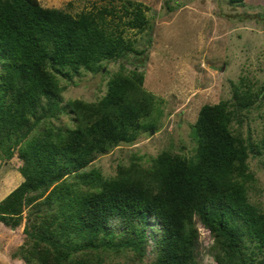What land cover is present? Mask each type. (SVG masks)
I'll use <instances>...</instances> for the list:
<instances>
[{"label":"trees","instance_id":"trees-1","mask_svg":"<svg viewBox=\"0 0 264 264\" xmlns=\"http://www.w3.org/2000/svg\"><path fill=\"white\" fill-rule=\"evenodd\" d=\"M111 6L73 15L39 0H0V158L16 151L25 177L0 200V221L18 223L23 197L29 203L48 191L43 222L36 227L32 212L25 218L26 264H111L105 258L114 250L140 256L141 221L156 251L149 264H201L195 216L214 236L216 264H264V211L249 200L246 163L249 152L264 151V134L253 140L232 123L258 96L250 85L234 83L231 99L200 107L195 159L163 151L110 178L84 169L97 152L134 139L153 108L135 69L113 74L98 101H61L57 73L99 70L102 60L133 50L108 26L106 15H117ZM123 13L130 26L147 23L139 1L126 0ZM60 112L74 125L38 127Z\"/></svg>","mask_w":264,"mask_h":264},{"label":"rangeland","instance_id":"rangeland-1","mask_svg":"<svg viewBox=\"0 0 264 264\" xmlns=\"http://www.w3.org/2000/svg\"><path fill=\"white\" fill-rule=\"evenodd\" d=\"M131 1L144 6L147 23L143 28L127 24L132 15L123 13L126 0H39L45 7H59L73 15L112 5L117 15H106L108 26L115 32L121 31L133 48L102 60L99 70L81 68L67 76L57 73L62 103L71 99L98 101L106 94L113 74L133 69L142 72L141 85L153 96L151 113L142 119L147 127L130 141H119L108 150L97 152L84 169L110 178L120 167L149 166L163 151L195 159L193 123L200 107L231 99L234 83L250 85L258 92L251 106L238 113L232 123L244 135L259 140L264 134V0ZM49 119L38 127L53 122L65 127L74 125L67 112ZM246 163L252 176L247 186L249 200L264 211V151L249 152ZM20 164L16 151L11 157L0 158V200L23 182ZM47 192L29 203L23 197L19 208L23 217L18 223L0 221V264H26L24 256L30 250L28 245L21 247L27 241L25 218L32 212L31 222L36 227L43 222L40 215L47 208ZM34 194L30 192L29 196ZM195 223L201 243L200 263L216 264L212 232L197 216ZM137 226L145 231L144 253L138 256L131 250L109 251L106 261L149 264L156 258L149 227L143 221ZM33 247L45 256V246L34 242Z\"/></svg>","mask_w":264,"mask_h":264}]
</instances>
